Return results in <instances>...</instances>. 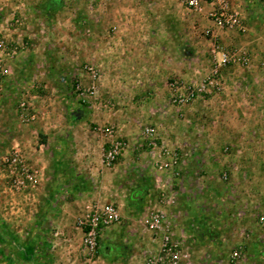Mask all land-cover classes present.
Listing matches in <instances>:
<instances>
[{
	"label": "rangeland",
	"instance_id": "1",
	"mask_svg": "<svg viewBox=\"0 0 264 264\" xmlns=\"http://www.w3.org/2000/svg\"><path fill=\"white\" fill-rule=\"evenodd\" d=\"M202 1L0 0V37L18 47L0 57V264L167 262V236L183 264H264V0H231L245 33ZM166 149L179 163L164 172ZM109 204L120 222L93 253ZM156 212L171 229L149 228Z\"/></svg>",
	"mask_w": 264,
	"mask_h": 264
},
{
	"label": "built area",
	"instance_id": "2",
	"mask_svg": "<svg viewBox=\"0 0 264 264\" xmlns=\"http://www.w3.org/2000/svg\"><path fill=\"white\" fill-rule=\"evenodd\" d=\"M218 4V8L214 9V12L211 14L212 19L215 23V25L221 29L225 30H233L245 33L247 28L245 26V23L242 19L241 12L236 9L231 0H214ZM202 0H188V5L194 10H201L202 9ZM14 23H18V20L14 19L12 20ZM18 47L9 48L8 42L3 37H0V57L2 54H6L8 56L14 57L18 54ZM241 60H243L245 63L248 61H245L246 58L241 56ZM233 61V58L231 55L227 53H223L221 58L218 59V67H225L229 63ZM218 71L215 72L214 77L210 79L208 84L203 86V90L201 89V92H209L211 93V89L215 88L220 85L217 84L218 79ZM195 96V93L193 92L190 97H185L183 95L179 96V102L189 101L192 100ZM144 135L147 139H150V146L153 147V150L157 149V143H156V137H155V129L153 128H146L144 131ZM123 150V143L119 142L118 140L116 142H113L110 145L109 153L107 160L109 163H114L119 159V157L122 155ZM168 162L161 165V169L166 172L168 169H164L163 167H167L169 169L176 168L178 166L179 160L178 158L171 156V152L169 150H165ZM18 159L15 158L14 162H16ZM37 174L34 172H28L26 174V179L30 183H37ZM224 179H226V173L223 176ZM16 182L19 184H22V180L18 179ZM165 197V196H164ZM168 199V198H167ZM166 200V197L165 199ZM261 221L264 222V218H261ZM120 222V214L117 209V207L114 204H109L101 208V210H96L94 214H92V223H90V232L88 233L89 238L87 239V246L91 247L93 249V253L97 252L98 249V242L100 237V231L101 227L104 225H112V224H118ZM165 216L161 212H156L151 215V217L146 221V224L149 226L151 230H155V233L157 234V230L161 231L164 230L165 227H169L165 224ZM170 228V227H169ZM171 229V228H170ZM164 252H166L167 256V262L162 261L161 259L151 260V264H183V258H182V252H181V245L180 242H175L174 239L171 236L165 237L164 242ZM240 252H235L233 258L235 260L240 258Z\"/></svg>",
	"mask_w": 264,
	"mask_h": 264
},
{
	"label": "crops",
	"instance_id": "3",
	"mask_svg": "<svg viewBox=\"0 0 264 264\" xmlns=\"http://www.w3.org/2000/svg\"><path fill=\"white\" fill-rule=\"evenodd\" d=\"M21 4H23V3H21ZM168 180H170V179H168ZM168 181H166L165 183H167ZM161 185V183L160 184H158V187ZM167 186V185H166ZM160 187H162V186H160ZM163 188V187H162ZM165 188H163V190H164ZM148 196L150 197V194H148ZM158 198H159V194L158 193H156V194H154L153 195V197H150V199H151V203H152V205H153V207H155V208H157V209H161L162 211H168V213L169 214H172L173 216L175 215L176 216V212L177 211H174V210H176L175 209V207H172L171 205H167V204H163V202H161L160 203V201L158 200ZM165 199V197L163 196V198H162V200H164ZM167 199V198H166ZM181 229H179V231H180ZM151 240L152 241H155V240H153L152 238H151ZM156 243V242H155ZM150 245L152 246H154V243H150ZM129 259H130V257H129ZM111 264H114V262H111Z\"/></svg>",
	"mask_w": 264,
	"mask_h": 264
}]
</instances>
